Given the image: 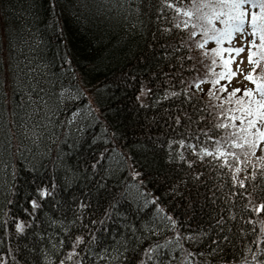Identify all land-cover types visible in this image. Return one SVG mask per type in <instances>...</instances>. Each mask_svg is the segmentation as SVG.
<instances>
[{
  "label": "trees",
  "instance_id": "obj_1",
  "mask_svg": "<svg viewBox=\"0 0 264 264\" xmlns=\"http://www.w3.org/2000/svg\"><path fill=\"white\" fill-rule=\"evenodd\" d=\"M167 3L174 7L165 0H0V264H76L78 257L68 259L73 251L81 264H97L95 256L117 241L129 249L123 264L264 259V244L253 243L264 241V212L254 210L264 203L261 163L229 157L230 167H219L222 158L198 155L215 151V141L227 147L235 129L216 125H231L229 116L240 115L236 99H248L228 95L255 85L235 87L234 76L213 87L229 53L214 56L213 39L199 48V26L189 36L192 23L212 27L183 16L194 10L192 0ZM255 42L248 57L255 53L259 67L248 62L247 73L260 79ZM219 47L231 48L228 41ZM235 167L242 171L234 182ZM44 190L51 195L41 197ZM162 216L176 221L175 230ZM93 234L99 243L90 246ZM177 235L179 244L142 257ZM77 236L86 243L73 249Z\"/></svg>",
  "mask_w": 264,
  "mask_h": 264
},
{
  "label": "snow or ice",
  "instance_id": "obj_2",
  "mask_svg": "<svg viewBox=\"0 0 264 264\" xmlns=\"http://www.w3.org/2000/svg\"><path fill=\"white\" fill-rule=\"evenodd\" d=\"M165 2L168 8L174 7L173 3H167V0H165ZM192 3L194 5V10L189 9L183 11V16L188 17L189 19L195 17L196 20L204 21L207 25L212 26L211 28H208L205 27V23H200L199 25H197L196 23H192L191 27L193 31L189 33V36L191 38H194L196 36L197 33L195 32V29L198 26L201 28L202 34L204 36L203 42H198L197 44L199 48L203 49L208 43L209 39H213L218 46L217 48L212 49V53L214 56H220L222 52H228L229 54H231L233 51L237 56H239L245 50L244 47L232 49L222 48L219 46L222 45L225 41L231 43L234 34H241L244 39H246L247 35L250 34L253 39L247 42L248 45H250L252 48H256L257 45L255 41L258 37L260 41L258 47L261 50L260 59L264 60V0H201V2L198 4L197 0H192ZM205 9H208L209 11H205ZM256 9H258L259 11H256ZM175 12L177 14H181V8L175 7ZM214 21L219 22L224 27L222 29L215 27ZM183 24L184 27L187 28L188 21L185 20ZM176 27L180 28L181 24L177 23ZM246 27L251 29V33L245 32ZM209 33H211V35H209ZM254 55L255 53H249L248 62L255 65V67H259L260 61L253 60ZM233 62L234 61L231 59L224 61V71L217 74V79L212 81L213 87H215V85L218 84L221 80L225 79H227L228 82L231 83L232 77L236 75V72H234L230 67ZM240 63L242 64L243 61H240ZM212 64H216L215 59H213ZM238 70L239 69H237V71ZM244 79L254 84L255 88H234L228 95L229 101H231L233 97H236L237 93L239 92H243V97L248 98L247 100L238 98L235 101V103L239 106L235 111H239L240 115L229 116V119L232 121L231 125H229L228 123H221L216 125L217 128L227 129L231 127L235 129V131H232L227 138V147H225L224 144H221V141H215V151L203 149L200 153H198V155L201 160H203L204 157H213L214 159L222 158V164H220L219 167H230L228 159L229 157L233 161L239 163L242 162L241 156H243V162L249 164L251 163L249 157H255L257 161H259L262 165V167L259 169V174L261 179H264V147H261V145H264V77L256 79L252 73H247L244 74ZM200 83H204V81H201ZM200 83H197L195 87L199 89ZM220 91H227V88L222 85ZM209 95H214L211 89L209 90ZM232 111V109L229 110V112ZM237 120L239 121L238 125L235 123V121ZM177 123H179V120H177ZM205 135H207V133H205ZM209 139L212 138L209 137ZM179 143L181 147L184 146L183 141H180ZM229 148L240 149L241 151L240 153H237L235 151H228ZM257 151L262 153V155H257ZM181 159H183L182 154ZM191 166V163H189V167ZM241 171L242 169L240 167H235L232 175V179L234 182L238 180V174ZM140 176V172L135 173V177L138 178ZM250 176L252 180H255L257 177V171L253 170L250 173ZM197 179H199V176H197ZM245 179H247V177H245ZM239 183L240 187H245L243 180H240ZM40 195L41 197H43L45 195H51V193L47 190H44L41 191ZM147 203L148 202L145 201V204ZM151 203L155 204L156 200L153 199ZM32 207L33 209H37L40 207V205L37 203V201L33 200ZM254 210L257 215L264 212V203L254 206ZM162 211L163 209L159 207L156 208V212L158 214ZM231 218L234 219L235 217ZM161 219L170 222V227L175 230L176 221L171 216H162ZM101 223H103V221H101ZM248 223L255 224V222L251 220H249ZM165 226L167 227L168 225ZM253 230L255 231V228ZM16 231L22 233L24 231L23 225L17 224ZM260 231L264 233V220L261 221ZM154 234L156 233L154 232ZM183 239L192 240L193 237L188 236L184 237ZM225 239H227V237H225ZM180 240L181 237L177 235L174 240H169L164 245L157 244L155 248L149 247L142 253V257H147L148 260H152L153 257L151 253L156 252L157 249L161 247H166L168 244H179ZM85 243L86 242L84 237L77 236L72 247L73 249H76L79 248L80 245H83ZM87 243L91 246L93 244L99 243V241L98 238L93 234L91 236V240ZM116 243L118 245L117 247L112 249L105 247L101 254L95 256L97 264H99L100 261H104L105 264H123V260L127 259V257L125 256V252H127L129 249L126 242L117 241ZM253 243H256L257 248H260L261 244H264V241H253ZM249 251H252V249L249 248ZM260 256H264V249L260 250ZM73 257H78L79 259L76 260V264H81L83 257L80 255V252L73 251L69 253L68 259H72ZM252 259L256 261V264H264V259H258L256 255H253ZM60 264H64V262L61 261ZM139 264H146V262L144 259H141Z\"/></svg>",
  "mask_w": 264,
  "mask_h": 264
},
{
  "label": "rangeland",
  "instance_id": "obj_3",
  "mask_svg": "<svg viewBox=\"0 0 264 264\" xmlns=\"http://www.w3.org/2000/svg\"><path fill=\"white\" fill-rule=\"evenodd\" d=\"M246 33H251V31L249 30L248 27H246L245 29ZM252 38V36L249 34L247 35V38L244 39L241 34H234V37L231 41V43H229V45H232V43L237 47H244V51L237 56L235 52H233L232 54H230V59L233 60L234 62L231 64L232 69L236 72V76H235V80L233 82V85H240L245 83V79H244V74H246L247 70H248V62H247V45H248V41H250V39ZM240 61H243V63L241 64ZM237 69H239L237 71Z\"/></svg>",
  "mask_w": 264,
  "mask_h": 264
}]
</instances>
